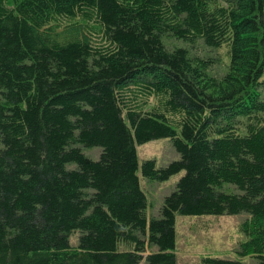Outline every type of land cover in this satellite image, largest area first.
Here are the masks:
<instances>
[{"label": "trees", "instance_id": "1", "mask_svg": "<svg viewBox=\"0 0 264 264\" xmlns=\"http://www.w3.org/2000/svg\"><path fill=\"white\" fill-rule=\"evenodd\" d=\"M181 172L149 217L140 178ZM241 213L264 264V0H0V264H177V215Z\"/></svg>", "mask_w": 264, "mask_h": 264}, {"label": "rangeland", "instance_id": "2", "mask_svg": "<svg viewBox=\"0 0 264 264\" xmlns=\"http://www.w3.org/2000/svg\"><path fill=\"white\" fill-rule=\"evenodd\" d=\"M166 46L173 50L175 48H186L192 55L211 58L216 61L213 74L223 76L225 74V56L222 52H213L202 43L189 47L182 41L165 39ZM138 156L140 163L146 160L156 161L158 168H163L170 163L180 159L179 153L169 139L154 140L144 145H139ZM102 149L94 148L86 150L85 153L95 161L101 156ZM70 168H75L71 165ZM185 175L181 172L166 182H153L141 177V185L147 194L149 201V217L160 218L161 208L166 197L170 196L176 189L180 179ZM250 219L248 213L238 215H206V216H182L176 217V256L177 264H202L205 257H217L227 260H241L245 264H258L259 260L240 255V245L246 236L240 228L243 223ZM80 232L70 237L73 247L79 245ZM129 246L122 245L120 250H129ZM154 251H158L157 248Z\"/></svg>", "mask_w": 264, "mask_h": 264}]
</instances>
